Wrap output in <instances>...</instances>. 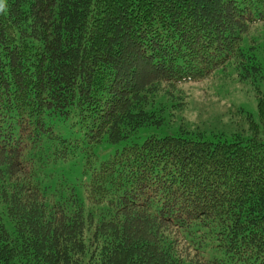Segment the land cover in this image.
Returning <instances> with one entry per match:
<instances>
[{"label": "trees", "instance_id": "trees-1", "mask_svg": "<svg viewBox=\"0 0 264 264\" xmlns=\"http://www.w3.org/2000/svg\"><path fill=\"white\" fill-rule=\"evenodd\" d=\"M263 42L264 0H0V264H264L261 135L136 138L154 85L264 79Z\"/></svg>", "mask_w": 264, "mask_h": 264}, {"label": "rangeland", "instance_id": "rangeland-1", "mask_svg": "<svg viewBox=\"0 0 264 264\" xmlns=\"http://www.w3.org/2000/svg\"><path fill=\"white\" fill-rule=\"evenodd\" d=\"M259 61L261 65L264 64V58H259ZM142 69L145 73V69L143 67ZM171 90L173 94L181 96L183 102L188 103L179 108L178 100L171 101L170 96L160 92L154 85L149 91L153 100L144 113L151 116L160 114L166 116L176 112V116L170 117L174 120L173 122H165L161 127L148 124L136 136L139 141H144L151 136L160 138L170 134H183L194 138L203 135L204 141L213 143L238 141L241 138L257 135H261L258 138L264 141V128L262 127L264 123L259 125L257 118V105L264 95V79L259 77L254 81L241 79L237 72L229 67L225 71H218L203 82L181 85ZM245 113L248 114L246 121L243 120ZM65 128L66 126H57L58 134L64 135ZM109 148L111 150L102 147L97 153L98 156L101 159H107L115 154L118 147ZM80 159L82 160L80 163L59 162L54 164L41 179L45 184L46 181H53L55 184L51 186H55L59 183L58 180L65 176L70 182L76 184L83 175V159ZM70 171H72L71 174H69ZM78 191L80 194L79 186ZM80 198L84 204H87L84 196L80 195Z\"/></svg>", "mask_w": 264, "mask_h": 264}]
</instances>
